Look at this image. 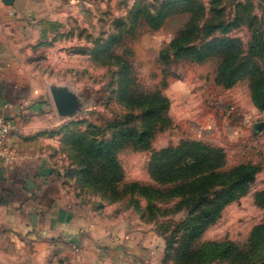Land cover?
<instances>
[{"label":"rangeland","instance_id":"1","mask_svg":"<svg viewBox=\"0 0 264 264\" xmlns=\"http://www.w3.org/2000/svg\"><path fill=\"white\" fill-rule=\"evenodd\" d=\"M160 15H166L162 22L156 21ZM193 20L198 31L192 42L201 47L237 40L230 44L243 55L264 34V0H80L34 26L20 23L12 36L19 75L36 107L12 117L14 128L0 152L14 160L32 153L50 160L72 209L108 232L99 247L108 259L99 264H112L119 230L139 252L137 264H264V239L252 241L254 228L264 225V126H256L264 123V110L253 102L248 76L230 88L216 82L219 54L202 62L173 56L168 65L161 61L160 52ZM206 22H225L229 30L207 36ZM256 59L264 71V59ZM157 92L170 99L169 121L145 119L143 103ZM58 95L77 99L80 109L60 114ZM59 104L75 110L73 103ZM144 124L153 128L149 150L135 141ZM184 142L222 148L224 171L241 164L259 168L247 190L190 243L177 229L188 213L177 210V199L166 200L164 191L156 200L130 191L132 183L155 185L149 172L153 153ZM104 143L108 158L92 153L98 144L106 149ZM174 231L176 243L170 245ZM209 242L219 245L216 252L204 253ZM183 249L187 256L177 257ZM27 250L35 254L27 264H80L78 246L51 244L45 259L34 244L2 242L0 264H25L15 253Z\"/></svg>","mask_w":264,"mask_h":264},{"label":"trees","instance_id":"2","mask_svg":"<svg viewBox=\"0 0 264 264\" xmlns=\"http://www.w3.org/2000/svg\"><path fill=\"white\" fill-rule=\"evenodd\" d=\"M165 17L166 15H160L156 21L162 22ZM229 26L230 24L225 22L220 24L206 22L202 29L206 31L207 36H210L216 29L228 31ZM196 31L198 27L197 24L194 25L193 20L160 52L161 61L168 65L173 56L176 59L185 57L202 62L211 54H219L221 62L216 82L225 88H230L239 79L248 76L253 102L260 111L264 110V71L256 59L257 57L264 59V34L261 33L260 37H257L251 44L248 52L242 55L240 46L230 44L237 40L227 39L226 42L218 40V43L205 42L200 47L198 43L190 40ZM169 107L170 99L161 92H157L155 96L147 98L142 109L145 111L147 120L156 118L159 121H169L165 115ZM152 133L153 128L150 124H144L140 134L135 138L136 145L141 149L149 150ZM103 146H106V149L103 150L99 144L97 149L92 146V153L108 158L111 154L109 144L104 143ZM226 162L227 155L222 148L210 147L201 142H184L176 147L164 148L153 153L149 165V172L155 185L132 183L130 191L135 193L136 190H142L146 196L155 200L159 199L164 191L166 200L177 199V210L188 209L187 217L177 229L182 231L181 239L190 243L208 225L216 221L228 202L238 198L244 190H247L259 170L257 166L241 164L227 172L222 170ZM149 206L155 207L153 204ZM175 238L174 231L170 245L176 243ZM262 239H264V225H259L253 230L252 241L259 242ZM223 245L227 250H232L234 247L230 242ZM217 247L219 245L215 242H209L206 244L204 253L216 252ZM186 251L187 249L181 250L177 257L186 254ZM171 255V252H168V257Z\"/></svg>","mask_w":264,"mask_h":264},{"label":"crops","instance_id":"3","mask_svg":"<svg viewBox=\"0 0 264 264\" xmlns=\"http://www.w3.org/2000/svg\"><path fill=\"white\" fill-rule=\"evenodd\" d=\"M79 1L0 0V108L9 116L16 117L21 109L33 112L36 107L27 81L18 71L12 39L18 25L34 26V22L55 16L57 10ZM97 228L72 209L50 160L43 154L22 155L13 161L0 157V242L12 247L34 244L45 259L49 255L45 249L51 244L78 246V263L99 264L108 259V253L99 248L101 237L108 232ZM112 248V264H137L139 252L120 230ZM19 258L27 264L35 254L28 250L21 256L15 253V259ZM14 264H19L18 260Z\"/></svg>","mask_w":264,"mask_h":264},{"label":"built area","instance_id":"4","mask_svg":"<svg viewBox=\"0 0 264 264\" xmlns=\"http://www.w3.org/2000/svg\"><path fill=\"white\" fill-rule=\"evenodd\" d=\"M14 121L6 113V109L0 108V142L6 137L7 133L14 128ZM0 155L3 159L7 161H13L11 157H6L4 152H0Z\"/></svg>","mask_w":264,"mask_h":264},{"label":"water","instance_id":"5","mask_svg":"<svg viewBox=\"0 0 264 264\" xmlns=\"http://www.w3.org/2000/svg\"><path fill=\"white\" fill-rule=\"evenodd\" d=\"M9 1V0H8ZM8 3V2H7ZM60 99L63 101V102H67V103H73L74 104V107H75V110L72 111V113H69L67 110H62L61 107H60V104H59V101ZM55 104L57 106V109L59 111L60 114H65V115H72V114H75L80 108H79V102L77 99L75 98H66V97H63L61 95H58L56 97V100H55ZM264 126V123L262 124H259L257 125L258 128H261Z\"/></svg>","mask_w":264,"mask_h":264}]
</instances>
